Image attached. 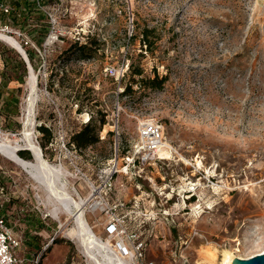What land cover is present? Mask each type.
<instances>
[{"label":"rangeland","instance_id":"1","mask_svg":"<svg viewBox=\"0 0 264 264\" xmlns=\"http://www.w3.org/2000/svg\"><path fill=\"white\" fill-rule=\"evenodd\" d=\"M14 1L0 0L9 7L0 26L20 45L31 42L25 53L44 55L41 65L29 61L39 94L33 141L66 170L72 197L87 201L84 217L96 235L130 264H221L224 250L240 259L264 252V0H34L29 13L13 11ZM47 13L59 36L44 46ZM144 29L152 30L153 54L140 43ZM90 41L97 46L89 59L68 50ZM0 52V79L19 100L18 117L0 119V136L22 145L28 69L2 42ZM131 64L146 78L165 77L163 87L132 83ZM107 67L126 69L124 77L106 76ZM126 85L131 91L123 93ZM90 119L98 142L77 149L70 136ZM144 123L160 126L169 152L126 167ZM40 125L51 132L49 143ZM114 164L118 173L104 187ZM1 187L0 202L11 201L0 215L21 238L18 264L37 253L41 264H91L64 235L73 219L61 213L60 229L39 185L0 155ZM93 201L103 209L91 212Z\"/></svg>","mask_w":264,"mask_h":264},{"label":"bare ground","instance_id":"2","mask_svg":"<svg viewBox=\"0 0 264 264\" xmlns=\"http://www.w3.org/2000/svg\"><path fill=\"white\" fill-rule=\"evenodd\" d=\"M0 42L14 49L18 54H24V50L16 37L0 32ZM30 64V63H29ZM26 93L23 97V130L21 145L17 140H10L5 136H0V155L22 169L44 192L45 208L47 214L58 222V227L63 228L60 214L64 213L73 219L74 226L65 231L64 235L76 242L86 255L91 264H130L120 255L117 248H113L109 241L99 238L84 217L85 200L72 197L67 188L66 170L61 165L48 163L41 149L33 141L31 126L34 123L39 94L37 91L36 72L28 65V75L26 77ZM21 149L28 150L32 154V160L27 161L18 156ZM167 155L165 151L163 153ZM64 179V180H63ZM40 197V196H37ZM91 212L103 209L99 201H93L89 205ZM121 246V245H120ZM122 247V246H121ZM210 260H215L216 254L206 251ZM123 254V253H122ZM132 253L129 259H132ZM235 256L227 250L222 251L221 264H231Z\"/></svg>","mask_w":264,"mask_h":264},{"label":"built area","instance_id":"3","mask_svg":"<svg viewBox=\"0 0 264 264\" xmlns=\"http://www.w3.org/2000/svg\"><path fill=\"white\" fill-rule=\"evenodd\" d=\"M35 1L39 6V2L41 0H35ZM0 13L3 14L9 13V7L3 3H0ZM47 17H48V23L50 25V30L44 46L49 45L59 36L57 18L51 13H47ZM0 32L9 34V32L11 31L7 26H0ZM18 35H20V33ZM22 46L29 47L32 46V44L29 40L25 39L23 41V45L21 44V47ZM36 51H38L37 53L41 58L44 56L43 53L38 49ZM125 70L126 69L124 68L116 69L114 67H107L104 69V73L106 76H109L111 78L120 79L124 77ZM165 151L169 152V147L164 142L163 133L160 126H158L155 123L141 124L138 130V142L133 147L134 158L133 157L130 158L129 156L126 157V161H127L126 167H129L130 164L133 163L142 165V164H150V162H154L157 160H163L165 157L163 153ZM113 168L114 169L110 172L109 175L110 177L106 179L104 187L109 185L112 179V175L118 173V170L115 169L116 165L113 166ZM0 190L2 192L3 188L1 187ZM93 191H95L94 188ZM8 200H9L8 196L4 200H2V202H0V208L2 207V204L7 202ZM107 231L113 233L115 232V227L111 226L109 227V229L107 228ZM20 246H21V238L18 237L15 234V232H13L12 228L9 226L5 217L0 215V264L22 263V261L18 260L15 255V251L18 250ZM43 250H45V248H43ZM37 254L31 257V259L29 260L30 264H41L40 255Z\"/></svg>","mask_w":264,"mask_h":264},{"label":"trees","instance_id":"4","mask_svg":"<svg viewBox=\"0 0 264 264\" xmlns=\"http://www.w3.org/2000/svg\"><path fill=\"white\" fill-rule=\"evenodd\" d=\"M15 1H14L15 3L13 6V11H15V10L20 11V9L22 11H26V12L28 11V13L30 11H32L33 6L32 7L29 6V1L34 2V0H22V3H20L18 0H15ZM21 4L24 5L22 8H20ZM151 33H152V30L144 29L142 31V34H141L140 43L145 48L146 52L153 54L154 42H152V40H150ZM38 45L41 46V43ZM96 46H97V44L93 43L91 41L84 43V44H81V45H78L75 43L73 46H70V48L68 50L75 48V49H77L78 53L80 54V56L83 59H89L92 56V53L95 51ZM28 50L29 49H26V55H27L28 61H30V63L35 62V58H37L38 63L41 65L42 60H41V57L39 56V54L35 50H34L35 53L29 52ZM68 50H65L64 52H66ZM5 55L6 54H3L2 52H0V56H1V59H2L3 64H4L3 66L6 65ZM18 60L20 61L22 66L26 65L24 60H21L19 58H18ZM26 68H27V66H26ZM26 68L22 70L23 74H25L27 72ZM129 69H130V73H131V77H132V83L138 84L140 86V88H147V89H151V90L161 89L163 87V84L166 81V78L163 76H159V74L156 71H154L152 78H146L143 76L142 70H140V69L136 70V68H135V66H133V64L130 65ZM21 76H22L21 78H24L25 75H21ZM16 82H19L20 85L22 84V81L20 82L18 79L16 80ZM1 83H3V80H1ZM3 86H4V83H3ZM15 89H13L9 92H7L6 90L0 89V100L2 98V104L0 106V119L3 118L4 121L8 120V119L15 120L18 117L19 100H18L17 96H13V94H12ZM129 91H131V85H129V86L126 85L123 93H128ZM4 92H7L8 95L3 97L2 95ZM12 112H15V115H13ZM101 121H102L101 123L103 124L102 119H101ZM17 124L19 125V122H17ZM37 130L42 133L44 140L47 143H49L50 140L52 139V135H51V132L48 130V128L40 125L37 127ZM97 142H98V136L96 134V129L91 122V119L85 125H83L79 131L72 134L70 136V141H69V143L72 146H74L75 148L80 149V150L85 149L91 145H94ZM26 153L28 154V152L22 151V150H19L17 152L18 156L21 158H24ZM10 201H11V199L9 197V200L6 203H8ZM28 245L33 246L31 243H28Z\"/></svg>","mask_w":264,"mask_h":264},{"label":"water","instance_id":"5","mask_svg":"<svg viewBox=\"0 0 264 264\" xmlns=\"http://www.w3.org/2000/svg\"><path fill=\"white\" fill-rule=\"evenodd\" d=\"M25 54V52H24ZM21 56V58L24 60V62L27 65V69H28V65L29 61L28 58L25 54V56H23L22 54H19ZM32 156V154H31ZM231 264H264V252L257 254L255 256H252L250 258H246V259H240V258H234Z\"/></svg>","mask_w":264,"mask_h":264},{"label":"crops","instance_id":"6","mask_svg":"<svg viewBox=\"0 0 264 264\" xmlns=\"http://www.w3.org/2000/svg\"><path fill=\"white\" fill-rule=\"evenodd\" d=\"M19 59H21V60H23L21 57L19 58ZM1 67H3V61H2V59H1V56H0V70L2 69ZM0 89L2 90H6L7 92H9V91H11V90H13V89H15V86L14 85H12V84H6V86L4 87L3 86V83H1V79H0ZM7 92H4L3 93V97L4 96H7L8 95V93ZM1 104H2V98H1V100H0V106H1Z\"/></svg>","mask_w":264,"mask_h":264}]
</instances>
